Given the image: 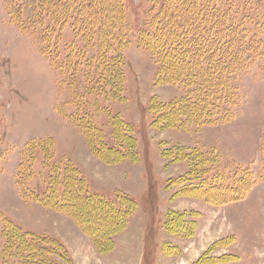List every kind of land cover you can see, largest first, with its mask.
Listing matches in <instances>:
<instances>
[{
	"label": "rangeland",
	"instance_id": "obj_1",
	"mask_svg": "<svg viewBox=\"0 0 264 264\" xmlns=\"http://www.w3.org/2000/svg\"><path fill=\"white\" fill-rule=\"evenodd\" d=\"M149 1L122 0L129 44L113 46L121 57L123 85L122 92L113 95L108 74L87 81L82 65L83 72L69 80L51 67L49 57L61 62L70 44L74 50L86 47L71 24L56 29L49 47L44 35L54 26L46 17L43 26L34 20L33 0H16L15 11L20 9L28 34L10 21L7 1L0 0V211L23 231L63 241L64 257L49 254L59 264H264V59L234 76L236 93L227 106L232 117L198 125L187 118L175 120L165 103L171 102L170 107L189 93L162 79L158 61L138 43L148 22ZM214 1L222 10H233L234 21L252 19L264 40V0ZM92 46L95 54L98 44ZM114 118L137 139L138 156L108 164L88 146L79 125L90 128L95 140L94 130H100L102 141L116 146ZM40 139L54 143L55 163L74 164L88 194L103 195L120 209L131 199L127 215L119 218L124 222L120 228L112 209L110 225L91 210L90 226L97 234L110 229L106 245L96 244L68 215L21 196L17 167L26 145ZM218 158L220 170L252 171L255 184L244 199L213 204L198 187L181 190L177 180L191 171L211 179ZM44 161L39 149L28 183L39 194L48 186L52 167L47 170ZM188 222L192 234H183ZM6 245L7 239L0 236V264Z\"/></svg>",
	"mask_w": 264,
	"mask_h": 264
},
{
	"label": "trees",
	"instance_id": "obj_2",
	"mask_svg": "<svg viewBox=\"0 0 264 264\" xmlns=\"http://www.w3.org/2000/svg\"><path fill=\"white\" fill-rule=\"evenodd\" d=\"M6 1L10 21L21 32L28 34L29 30L23 23L24 20L22 21L20 9L15 11L16 0ZM149 2L148 22L139 35V46L152 52L160 65L159 72L162 79L171 85H182L189 93L177 101L174 100L175 102L172 101L170 107L168 105L171 102L165 103L166 111L172 109L176 115L175 120L181 121L182 118H187L195 125L214 124L220 119L232 117L231 110L227 106L231 104L236 93L233 85L234 76L238 71L247 69L256 60L264 59V40L258 35L262 29L256 30V26H253L254 21L246 16H243L239 22L234 21L235 12L222 10L214 0H150ZM32 9L34 20L39 26H43L45 17L54 26L53 30L48 27L46 30L48 35H44L47 46L50 47L49 37L56 34L57 28L63 29L70 24L76 37L86 46L74 50L73 45L70 44L68 52L59 63L50 56L52 68L60 71L70 80L71 77L76 78L83 72H80L83 65L87 70L85 80L90 81L95 74V78L108 74L113 95L114 91H117L116 95L122 92V61L113 48L114 45L129 44L127 39L130 30L126 25V11L122 0H33ZM95 44H98V48L93 54L94 51L91 50L94 48L92 45ZM42 52L43 55H49L45 48ZM114 120L113 136L115 140L117 139L116 146L104 143L99 135L100 130H94L95 140L90 128L86 130L79 125L88 146L108 164H117L126 158L138 156L135 149L137 139H134L130 130L126 131L119 120L115 118ZM175 120L173 119V122ZM97 140L101 141L96 145ZM53 145L52 140L43 139L26 145L16 174V186L21 196L24 200L30 199L46 208L68 215L84 233L93 238L96 244L106 245L105 232L110 229L107 228L106 231L101 229L98 235V230L90 226L94 221L91 210L100 212L104 224L110 225L114 222V216L109 210L112 209L116 213L114 218L117 227L120 228V224L124 222L119 218L123 213L127 215L126 205H129L131 199L127 200L125 208L120 209L117 205L113 206L103 195L88 194L87 185L84 179L77 175L79 170L73 163L53 161ZM262 148L264 149V143ZM39 149L44 152V165L47 170L52 165L48 173V186L43 194L30 190L28 186L35 172L34 163ZM212 154L214 155L213 152ZM192 157L193 160L197 159L196 155ZM213 171L216 174L211 179L197 177L195 171H191L186 178H179L177 182H182L181 190L188 191V187L193 190V186L202 189L210 195L213 204L238 202L246 197L255 184L250 169L237 167L231 171L224 168L220 170L219 158ZM132 203L135 208L136 203L134 201ZM98 205H102L103 208H99ZM0 224L2 225L0 236L7 239L6 248L2 252L4 264H59L49 254L58 253L64 257V253L60 250L65 248V244L60 239L52 235L23 231L2 211H0ZM185 224L187 225L182 233L192 234L190 223ZM201 262L202 259L197 263Z\"/></svg>",
	"mask_w": 264,
	"mask_h": 264
}]
</instances>
